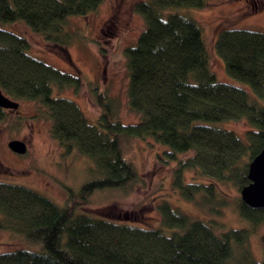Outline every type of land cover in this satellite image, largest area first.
Here are the masks:
<instances>
[{"label": "trees", "instance_id": "trees-1", "mask_svg": "<svg viewBox=\"0 0 264 264\" xmlns=\"http://www.w3.org/2000/svg\"><path fill=\"white\" fill-rule=\"evenodd\" d=\"M102 2L0 0L1 88L14 100L40 104L52 121V136L67 150L76 147L89 156L101 174L82 186L78 199L69 188L71 196L63 206L27 185L0 181V229L24 232L41 244L40 250L2 251L0 264H264L247 252L248 229L219 232L216 222L194 218L167 200L156 206L161 213L157 227L138 220L145 206L103 214L81 209L95 191L130 189L142 180L124 152L132 138H152L164 145L168 158L177 161L174 186L188 199L203 198L205 204L221 183L239 190L247 185L249 162L264 146V31L225 28L216 40L228 74L250 85L254 94L219 80L200 22L182 12L204 8L209 0L137 2L146 27L125 48L129 108L137 121L122 122L115 101L104 90L95 95L101 113L94 122L78 102L53 95L54 87L79 88L82 78L30 53L29 39L5 24L23 21L48 41L60 40L66 52L69 19L87 15ZM4 116L0 108V120ZM243 119L250 125L245 138L218 125ZM189 169L194 176L187 181ZM228 198L220 199L218 206ZM237 198L244 218L253 225L264 222V207L252 209L241 195ZM233 242L243 250L241 263H235Z\"/></svg>", "mask_w": 264, "mask_h": 264}, {"label": "rangeland", "instance_id": "rangeland-1", "mask_svg": "<svg viewBox=\"0 0 264 264\" xmlns=\"http://www.w3.org/2000/svg\"><path fill=\"white\" fill-rule=\"evenodd\" d=\"M138 1L103 0L87 15L72 16L64 28L66 52L60 40L48 41L23 21L5 25L29 39L30 53L82 78L79 88L54 87L53 95L78 102L88 119L94 122L101 113L95 95L104 90L115 101L118 118L131 123L138 120V115L129 108V69L125 48L134 43L146 27L143 15L136 9ZM262 1L259 4L263 7L259 11H255L251 0H209L204 8L182 10L200 22L218 79L243 86L252 94L250 85L231 77L226 71L225 62L216 49V40L225 28L264 31ZM15 100L20 102V111L5 109V116L0 120V181L32 187L62 206L69 202V188L75 199L80 198L82 186L101 176L96 164L76 147L67 150L52 136V121L40 104L27 99ZM218 125L234 130L243 138L250 127L244 119L226 120L223 125L222 122ZM13 139L24 141L27 151L19 153L12 150L9 142ZM165 148L152 138L135 137L126 142L125 155L137 165L142 180L130 189L95 191L88 195L87 203L81 209L90 214H103L111 209L145 206L138 220L157 227L161 213L156 206L167 200L194 218L216 222L219 232L232 228L248 229L247 252L252 253L253 260L263 261L264 222L253 225L239 213L235 202L240 197V190L234 184L221 183L210 204L202 202L203 198L202 201L188 199L173 184L177 161L168 158ZM185 176L187 181L192 180L194 170H186ZM222 198L228 200L218 206L217 202ZM15 247L40 250L41 244L31 241L24 232L0 229V252ZM233 247L235 263H241L239 258L243 250L234 242Z\"/></svg>", "mask_w": 264, "mask_h": 264}, {"label": "water", "instance_id": "water-1", "mask_svg": "<svg viewBox=\"0 0 264 264\" xmlns=\"http://www.w3.org/2000/svg\"><path fill=\"white\" fill-rule=\"evenodd\" d=\"M0 108L19 109L20 102L12 99L4 93L0 86ZM12 150L25 153L27 145L20 139H13L9 142ZM249 183L241 188L240 195L242 202L252 209L264 207V146L262 150L249 162L248 170Z\"/></svg>", "mask_w": 264, "mask_h": 264}, {"label": "flooded vegetation", "instance_id": "flooded-vegetation-1", "mask_svg": "<svg viewBox=\"0 0 264 264\" xmlns=\"http://www.w3.org/2000/svg\"><path fill=\"white\" fill-rule=\"evenodd\" d=\"M251 2L253 3V5H254V9H255V11H259L260 9H262V5L260 6V4H259V2H261V3H263V1L262 0H251ZM13 99V98H12ZM15 110H17V111H20V109H15Z\"/></svg>", "mask_w": 264, "mask_h": 264}]
</instances>
